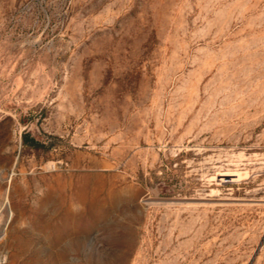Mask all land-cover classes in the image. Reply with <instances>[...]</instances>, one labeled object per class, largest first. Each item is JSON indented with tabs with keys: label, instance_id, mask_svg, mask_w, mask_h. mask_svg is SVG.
<instances>
[{
	"label": "rangeland",
	"instance_id": "374dc122",
	"mask_svg": "<svg viewBox=\"0 0 264 264\" xmlns=\"http://www.w3.org/2000/svg\"><path fill=\"white\" fill-rule=\"evenodd\" d=\"M0 264H264V0H0Z\"/></svg>",
	"mask_w": 264,
	"mask_h": 264
}]
</instances>
